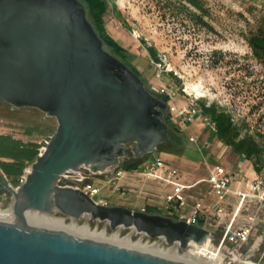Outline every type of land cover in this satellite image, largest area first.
I'll list each match as a JSON object with an SVG mask.
<instances>
[{
    "label": "water",
    "instance_id": "obj_1",
    "mask_svg": "<svg viewBox=\"0 0 264 264\" xmlns=\"http://www.w3.org/2000/svg\"><path fill=\"white\" fill-rule=\"evenodd\" d=\"M0 104L56 121L44 151L14 192L0 175L13 220L0 222V264H186L36 224L27 212L85 218L129 229L184 251L210 232L161 215L95 205L64 185L66 173L103 174L130 152L135 160L174 144L166 104L104 50L77 0H0Z\"/></svg>",
    "mask_w": 264,
    "mask_h": 264
},
{
    "label": "rangeland",
    "instance_id": "obj_2",
    "mask_svg": "<svg viewBox=\"0 0 264 264\" xmlns=\"http://www.w3.org/2000/svg\"><path fill=\"white\" fill-rule=\"evenodd\" d=\"M107 1L109 9L103 16L105 31L124 49L126 63L139 74L145 89L159 92L165 89L172 96L173 103L181 109L188 102L187 96L197 97L190 91L197 87L202 95L198 97L201 111L202 105L223 110L239 130L240 137H251L263 151L262 162L258 165L260 173L256 174L252 162L233 155L228 147L209 135L204 125L195 121L185 130L178 131L174 127L176 120H170L178 134H168L180 147V155L162 152H154V155L175 169L183 183L199 182L188 192V207L196 200L208 203L211 199L204 182L209 167L221 165L231 173L239 171L248 178H264V65L252 55L247 45V39L264 27V0H201L206 13L204 24L189 20L183 12L179 15L168 0ZM150 48L155 50L157 61L151 59L147 52ZM165 114L168 115L167 111ZM56 127L55 119L44 118L34 109H16L8 104H0L2 136L43 147ZM122 164L111 169L110 173L121 168ZM101 178L89 175L86 182L99 186ZM128 184L123 194L108 192L105 199L109 207L138 212L142 208L153 209L161 216L179 220V217L169 216L161 205L159 198L162 196L163 199L169 192L168 187L135 175L128 180ZM9 208L10 199L0 195V211H8ZM46 215L62 219L66 225L71 222L80 226L88 224L91 232L105 231L107 239L117 233L120 240L129 236L131 244L138 241L141 245L158 244L163 251L174 247L129 229L110 231L106 224L85 218L71 221L59 214ZM206 216L208 220L204 228L210 232L209 247H216L221 238L220 230L214 227L212 215L207 213ZM176 249L180 257L188 248L184 251ZM244 250L231 251L230 245L225 242L219 257L226 264L231 263L233 260L229 253L232 252L235 264ZM240 263L264 264V246L248 262L242 263L240 260Z\"/></svg>",
    "mask_w": 264,
    "mask_h": 264
},
{
    "label": "built area",
    "instance_id": "obj_3",
    "mask_svg": "<svg viewBox=\"0 0 264 264\" xmlns=\"http://www.w3.org/2000/svg\"><path fill=\"white\" fill-rule=\"evenodd\" d=\"M151 92L156 93V95L163 94L168 98L166 111L171 116V121L176 120L174 126L176 130H185L188 125L197 121L207 128L210 136L215 133V125L201 115L198 97L187 96L186 106L180 109L173 103L172 96L165 89L160 92L155 90ZM189 141L194 142L193 139H189ZM47 142H45V146ZM45 146L39 149L38 156L44 151ZM148 156L150 157L142 160L137 170L128 173L143 180L155 181L168 187L169 192L162 199L163 208L169 216L179 217L178 221L205 229L208 220L206 214L212 215L214 227L220 230L221 238L216 247H210L209 252H206L208 257L219 258L220 264H226L219 257L220 249L226 242L230 245L231 251L237 252L245 249L243 254L239 255L243 263L248 262L254 253L264 246V178H248L239 171L231 173L221 165L209 167L204 182L209 188L207 194L210 195L211 199L208 203L196 200L188 207V192L198 183H183L175 169L167 166L154 153ZM30 169V165L27 166L15 184L10 183L3 177L12 190L16 192L25 183ZM126 174V171L117 169L105 182V186L100 187L86 182L91 174L69 172L62 176L61 182L64 185L61 186L79 189L95 205L109 207L108 202L102 195V189L107 193H122L121 181ZM68 183H72V185H68ZM2 196L6 197L5 195ZM140 212L145 213V209H140ZM255 235L256 237L252 241ZM202 246L208 248L209 240ZM193 247L196 248L198 245L188 247L182 257L187 252H194ZM229 255L232 258L231 260L234 261V254L231 252ZM240 260L238 259L239 262L235 264H239ZM232 262L227 264H234Z\"/></svg>",
    "mask_w": 264,
    "mask_h": 264
},
{
    "label": "trees",
    "instance_id": "obj_4",
    "mask_svg": "<svg viewBox=\"0 0 264 264\" xmlns=\"http://www.w3.org/2000/svg\"><path fill=\"white\" fill-rule=\"evenodd\" d=\"M85 10L86 19L93 27L94 32L100 39L104 50L112 56L120 60L126 65L134 74H139L134 68L126 63L127 55L123 48H121L109 35H107L104 25L103 16L109 9V1L107 0H77ZM173 9H176L178 14L184 13L191 21H198L202 24L205 16V9L201 0H177L170 1ZM264 27L259 28L254 35L247 39V45L252 55L264 65ZM151 59L157 61L156 52L150 48L147 50ZM143 82V81H142ZM146 90L155 96L163 103H167L166 96H159L152 93L149 89ZM201 115L209 119L215 125V133L212 134L220 143L228 147L233 155L242 158L246 161L252 162L253 171L256 174L260 173L259 164L263 159V151L261 147L251 137H240L239 130L233 125L231 118L225 114L221 109L214 106L205 107L202 105ZM164 123L168 127L170 134L177 135L172 126L169 116L167 114L163 117ZM42 146L34 143H23L20 140H15L9 136L0 135V175L2 174L10 183L15 184L17 179L22 175L24 169L31 165L38 157L39 149ZM179 150V151H178ZM155 152H162L170 155H180V147L176 144H162ZM4 160V161H2ZM142 163V160H132L123 163L121 170L135 171ZM146 214L160 215L153 209H146Z\"/></svg>",
    "mask_w": 264,
    "mask_h": 264
},
{
    "label": "bare ground",
    "instance_id": "obj_5",
    "mask_svg": "<svg viewBox=\"0 0 264 264\" xmlns=\"http://www.w3.org/2000/svg\"><path fill=\"white\" fill-rule=\"evenodd\" d=\"M197 97H202L199 89L197 87H193L190 89ZM25 217L31 220L36 224H45L58 229H62L68 231L78 237H82L85 239H92L95 241L106 242L109 244L117 245L120 247H125L129 249H133L136 251L148 253L155 256H160L169 260L181 261L186 264H220L219 258L208 257L206 252H209L210 247L206 248L205 246H198L196 248L193 247L194 252H187L183 257L178 256L176 247L169 248L166 251H163L158 247V244L153 245H141L140 241L135 244H131L129 236L120 240L118 238V234L114 233L110 239L105 237V231H101L99 233L91 232L88 224L77 225L75 222H71L66 225L62 219H57L54 217H50L46 214L38 213V212H27ZM13 220V215L11 210L9 211H0V222H9Z\"/></svg>",
    "mask_w": 264,
    "mask_h": 264
},
{
    "label": "crops",
    "instance_id": "obj_6",
    "mask_svg": "<svg viewBox=\"0 0 264 264\" xmlns=\"http://www.w3.org/2000/svg\"><path fill=\"white\" fill-rule=\"evenodd\" d=\"M92 176H101L102 180L100 179L99 183H100V187H103L105 186V182L108 180V178L110 177L111 173L110 171L106 172V173H103V174H91ZM134 175H131L130 173L127 172L126 176L122 179L121 181V186H122V189H123V192L122 193H117V194H123L125 192V189L124 188H127L129 186L128 184V180ZM199 183V182H198ZM102 195L104 197L108 196L109 194L107 192H105L104 189H102ZM161 200V205L163 206V201H162V196L159 198Z\"/></svg>",
    "mask_w": 264,
    "mask_h": 264
},
{
    "label": "flooded vegetation",
    "instance_id": "obj_7",
    "mask_svg": "<svg viewBox=\"0 0 264 264\" xmlns=\"http://www.w3.org/2000/svg\"><path fill=\"white\" fill-rule=\"evenodd\" d=\"M144 87H145V85H144ZM154 97H155V96H154ZM34 110H35V109H34ZM35 111H37V110H35ZM37 112L41 114V112H39V111H37ZM42 115L44 116V118H46V116H45L44 114H42ZM130 148H131V146H129V147H128V150L126 151L127 156H126L125 158H122L120 163H127V162H130V161H132V160H135V159L133 158L131 152H130ZM149 157H150V156H147V157H145V158L142 159V160H145V159H147V158H149Z\"/></svg>",
    "mask_w": 264,
    "mask_h": 264
}]
</instances>
